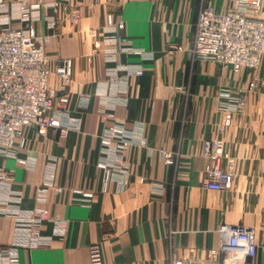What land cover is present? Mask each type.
Listing matches in <instances>:
<instances>
[{
	"label": "crops",
	"instance_id": "obj_1",
	"mask_svg": "<svg viewBox=\"0 0 264 264\" xmlns=\"http://www.w3.org/2000/svg\"><path fill=\"white\" fill-rule=\"evenodd\" d=\"M235 1L61 0L58 8L43 9L45 17L59 16L54 31L46 20L37 25L39 34L49 36L50 86L64 85L55 74L57 61L72 59L73 78L65 91L68 110L80 124L45 133L25 128L26 146L18 158L0 157L8 180L0 184V210L16 211L0 215V246L10 248L19 238L21 212L48 210L36 227L37 242L19 247V264H91L94 247L102 264L218 261L224 224L253 229L254 264H264V88L248 91L249 72L195 60L191 53L200 11L211 6L224 12ZM3 2L12 26L20 28L19 1ZM109 16L124 24L116 34L123 45L140 52L123 51L109 62L106 45L96 48ZM119 65L143 74H116ZM259 74L264 77V59ZM225 89L246 97L230 125L222 108ZM115 126L145 144L131 146L127 167L107 174L101 137ZM207 140L223 144L222 165L234 179L228 189L204 188ZM51 173L54 183L41 200L38 190L48 186ZM77 190L92 192V200Z\"/></svg>",
	"mask_w": 264,
	"mask_h": 264
},
{
	"label": "built area",
	"instance_id": "obj_2",
	"mask_svg": "<svg viewBox=\"0 0 264 264\" xmlns=\"http://www.w3.org/2000/svg\"><path fill=\"white\" fill-rule=\"evenodd\" d=\"M18 18L22 22L20 28L12 26L10 7L0 0V157L18 158L19 150L26 146L25 128L37 129L45 133L49 129L68 130L66 124H80L68 110L70 98L65 85L73 78V60L60 58L55 67V74L63 81L60 90L50 86L49 60L46 47L49 36L39 34L37 25L46 20L49 30L57 27L59 16L54 13L44 16L46 7L58 8L61 0H18ZM264 9V0H236L232 7L219 12L209 6L200 11L196 35L192 48L195 60L230 67L236 72L247 71L251 76L246 90L254 91L264 88V77L259 68L264 59V19L260 17ZM77 18L73 16V21ZM124 24H116L109 16L107 25L101 30L103 40L95 42L96 48L102 47L105 58L109 62H117L123 51H140L125 47L118 32ZM95 34H100L95 30ZM125 72L128 76L142 75V70L117 66L115 73ZM223 94L227 101L222 108L226 113V125H230L233 114L243 108L246 97L242 93H234L225 89ZM88 99H83L84 103ZM133 135L124 126L107 129L101 137L102 151L109 158L102 162L106 173L120 172L126 168V153L134 144H145L144 138ZM138 140H136V139ZM223 144L219 140H207L204 144V155L210 163L206 171L204 188L221 191L233 185V175L223 165ZM125 159V160H124ZM27 164L28 161L20 160ZM54 174L48 176L45 188H39V198L46 199L48 187L54 183ZM6 174L0 166V184L7 182ZM61 192L62 188H57ZM84 200H92V192L76 191ZM4 193H9L6 188ZM1 195V191H0ZM18 224V236L10 248L0 246V264H19V247H30L40 238L37 225L47 219L48 210L38 208L23 214ZM15 215L14 209L0 210V215ZM220 246L218 261L192 260L174 258L172 264H254L258 252L256 233L244 226L224 224L219 229ZM62 235V233H61ZM91 264H102L99 248L91 249Z\"/></svg>",
	"mask_w": 264,
	"mask_h": 264
}]
</instances>
